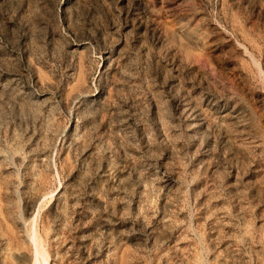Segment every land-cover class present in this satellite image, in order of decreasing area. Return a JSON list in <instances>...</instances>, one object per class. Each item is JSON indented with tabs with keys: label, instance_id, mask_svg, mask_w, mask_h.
I'll list each match as a JSON object with an SVG mask.
<instances>
[{
	"label": "rangeland",
	"instance_id": "1",
	"mask_svg": "<svg viewBox=\"0 0 264 264\" xmlns=\"http://www.w3.org/2000/svg\"><path fill=\"white\" fill-rule=\"evenodd\" d=\"M34 263L264 264V0H0V264Z\"/></svg>",
	"mask_w": 264,
	"mask_h": 264
},
{
	"label": "bare ground",
	"instance_id": "2",
	"mask_svg": "<svg viewBox=\"0 0 264 264\" xmlns=\"http://www.w3.org/2000/svg\"><path fill=\"white\" fill-rule=\"evenodd\" d=\"M35 253H37L36 251H35ZM40 255V254H39ZM42 255V254H41ZM36 257V256H35ZM36 259V258H35ZM35 262V261H34ZM46 262V261H45ZM34 264H36V263H34Z\"/></svg>",
	"mask_w": 264,
	"mask_h": 264
}]
</instances>
